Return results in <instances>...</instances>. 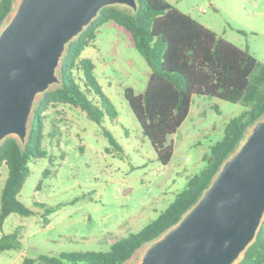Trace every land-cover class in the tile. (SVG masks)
<instances>
[{"label":"rangeland","instance_id":"rangeland-1","mask_svg":"<svg viewBox=\"0 0 264 264\" xmlns=\"http://www.w3.org/2000/svg\"><path fill=\"white\" fill-rule=\"evenodd\" d=\"M166 1L264 64V0ZM19 2L14 0L4 22ZM109 6L134 12L126 4ZM65 50L66 47L56 68L58 81L46 90L60 84ZM80 56L93 62L92 75L115 117L107 112L102 98L93 90L84 92L93 106L101 110L99 122L78 106L55 104L45 111L40 146L45 154L29 161V173L17 194L32 213L27 216L11 213L1 222L0 239L15 232L18 245L0 250V264H20L24 257L42 254L108 251L114 239L136 233L167 207L187 180L201 172L205 165L202 156L222 139L228 121L246 109L241 103L193 95L186 118L176 133L169 136L173 155L162 165L124 98L126 88L135 93L145 88L150 68L142 55L113 27L103 25ZM257 71L258 67L253 75ZM41 96L42 93L36 95L33 108ZM33 108L26 137L21 140L10 133L0 143L12 136L24 145ZM263 120L264 115L247 128L239 145L253 132L256 123ZM105 132L115 138L119 150L109 142ZM45 170L48 173L43 175ZM4 178L2 170L0 189ZM47 209L52 211L46 212ZM150 243L124 264L139 263Z\"/></svg>","mask_w":264,"mask_h":264},{"label":"trees","instance_id":"trees-1","mask_svg":"<svg viewBox=\"0 0 264 264\" xmlns=\"http://www.w3.org/2000/svg\"><path fill=\"white\" fill-rule=\"evenodd\" d=\"M136 1L134 12L109 5L100 8L81 33L67 44L61 59L60 84L44 91L37 101L24 145L12 136L0 143V176L1 171H5L0 189V224L11 213L24 216L32 213L18 200L17 194L29 173V161L45 154L40 146L45 111L49 107L55 104L78 106L92 120L99 122L102 112L93 106L84 92L93 90L102 98L107 112L115 117L92 75L93 62L80 56L103 25H109L123 35L150 68L144 90L135 93L126 88L124 98L162 165H166L173 155L169 136L176 133L186 118L193 95L241 103L246 109L228 121L222 139L202 156L205 165L201 172L191 176L167 207L139 231L114 239L106 252L42 254L35 258L24 257L20 264H124L138 249L174 226L198 201L224 160L239 145L247 128L264 115V64H259L247 50L217 36L166 0ZM13 2L0 0V26L11 12ZM256 67L258 71L253 75ZM105 135L119 150L115 138L108 132ZM47 173V170L43 171V175ZM17 245L15 232L0 239V250ZM235 264H264V216L255 239Z\"/></svg>","mask_w":264,"mask_h":264},{"label":"water","instance_id":"water-1","mask_svg":"<svg viewBox=\"0 0 264 264\" xmlns=\"http://www.w3.org/2000/svg\"><path fill=\"white\" fill-rule=\"evenodd\" d=\"M136 0H20L0 26V140H23L35 97L58 81L66 45L100 8ZM13 6V5H12ZM264 216V120L224 160L198 201L137 264H235Z\"/></svg>","mask_w":264,"mask_h":264},{"label":"built area","instance_id":"built-area-1","mask_svg":"<svg viewBox=\"0 0 264 264\" xmlns=\"http://www.w3.org/2000/svg\"><path fill=\"white\" fill-rule=\"evenodd\" d=\"M202 12H204V9H201Z\"/></svg>","mask_w":264,"mask_h":264}]
</instances>
